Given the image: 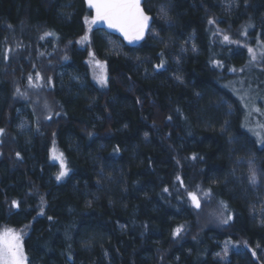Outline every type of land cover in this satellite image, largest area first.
<instances>
[{"label":"trees","instance_id":"trees-1","mask_svg":"<svg viewBox=\"0 0 264 264\" xmlns=\"http://www.w3.org/2000/svg\"><path fill=\"white\" fill-rule=\"evenodd\" d=\"M142 8L128 45L87 32L85 0H0V229L23 231L26 264H264V148L224 84L247 83L235 38H264V0Z\"/></svg>","mask_w":264,"mask_h":264},{"label":"snow or ice","instance_id":"snow-or-ice-1","mask_svg":"<svg viewBox=\"0 0 264 264\" xmlns=\"http://www.w3.org/2000/svg\"><path fill=\"white\" fill-rule=\"evenodd\" d=\"M87 2L89 7L95 10V16L91 20L86 17L85 23L95 24L97 22L103 21L108 25L109 28H114L120 31L124 35L125 39H127L130 43L144 38V34L149 28L150 17L145 14L143 8L141 7V0H87ZM209 23H214V21L209 20ZM249 27H251V25H249ZM243 34L246 35L247 33L245 32ZM54 35V33H45L44 36L41 37V39H44V37L46 36ZM86 38L87 37H85V39ZM224 40L230 41V37L225 35ZM81 42H83V40ZM247 51L250 57L249 64H251L258 59V52L252 47H248ZM90 55L93 54L90 53ZM259 58L264 59V42H261L260 44ZM96 63L100 65L99 61H97ZM163 66L164 62L161 61V64L157 67L162 68ZM232 71H236V69H232ZM37 79H40L39 73H37ZM95 79L102 86L107 84L106 73H101L100 75L96 76ZM28 80L29 84L31 85L33 77L30 75L28 77ZM17 91L19 92V89H17ZM241 99H243V97ZM255 110L259 111V109ZM169 119H171V117H169ZM3 132L4 130L0 129V134H3ZM262 142H264V138H262ZM17 155L19 156V154ZM60 167L61 171L57 175V180L67 175V168L62 158ZM251 180L253 183L255 182L254 172L252 174ZM164 191L167 192L168 189H164ZM198 192L199 186H197L196 191H189L187 193L188 198L191 200L192 205L196 209H200L201 207V200ZM203 195L205 197H210V190L204 192ZM12 205L14 207H19V202L14 200L12 202ZM220 207L222 211L218 219L221 223L227 224L232 219V217L231 215H228L227 217L224 216V212L227 211V205H225L223 201L220 202ZM182 231L183 226L177 227L174 230L173 235L178 236ZM21 240V234L17 233L14 229H4L3 232H0V264H26L27 257L22 251ZM227 253L228 248L225 247V257L227 256ZM217 255L219 256L220 254L217 253Z\"/></svg>","mask_w":264,"mask_h":264},{"label":"bare ground","instance_id":"bare-ground-1","mask_svg":"<svg viewBox=\"0 0 264 264\" xmlns=\"http://www.w3.org/2000/svg\"><path fill=\"white\" fill-rule=\"evenodd\" d=\"M241 36L240 37L237 36L235 38L236 41H238L239 43H242V44L253 43L252 45H250V47H252L253 49H256L257 52L260 48L261 42H264V38L260 39V38H251V37H243V36L241 37ZM223 49L226 52L227 56L230 55V52L227 51L228 47L226 45L223 46ZM235 51L237 54L244 53V50H242L240 48L236 49ZM232 73L233 72L228 71L229 75H232ZM245 73L248 74V81H247V83L240 84L239 86L248 92L249 100L246 97H244L246 101L243 99V101H245V103H246V107H244L242 101L238 99L240 101L242 107H243V110H244V117H245L244 122L246 121V118L251 119V120L252 119L257 120V121H258V119L262 120L264 118V85L253 83L254 77L259 76L261 74V70H259V68L254 69L253 67H246ZM228 74L223 73V75H225V77H229ZM258 98H259V100H258ZM255 109H259V111H256ZM246 122H247V124H249L248 121H246ZM257 146L261 149L264 148V147H260L258 145V143H257ZM253 155H254L253 156L254 159H258L256 152L253 153Z\"/></svg>","mask_w":264,"mask_h":264},{"label":"rangeland","instance_id":"rangeland-1","mask_svg":"<svg viewBox=\"0 0 264 264\" xmlns=\"http://www.w3.org/2000/svg\"><path fill=\"white\" fill-rule=\"evenodd\" d=\"M93 17H94L93 13L87 16V18L89 20H91ZM93 26H95V24H87V32H90L91 29L93 28ZM258 58H259V53H258ZM238 83L239 82L236 78H232L231 80H226L224 82L225 87H227L239 100H241L244 107H246V103H245L246 100L244 97H246L249 100L248 92L245 91V89H243L242 87H240L239 86L240 84H238ZM242 97L245 101H243V99H241ZM258 100H259V98H258ZM246 121H248L249 124H247ZM246 121L244 122V128L248 131V133L251 136H253V138L257 141V143L260 147H264V142H262V138H264V118L262 120L258 119V121L246 118ZM4 229H12V228H3V229H0V232H3ZM14 230L17 233L21 234V236H22L21 244H22V242H23V235H22L23 233L22 232L23 231H17L16 229H14ZM225 247L228 248L227 255H229L233 251L239 250V247L234 242H232L231 240H225L222 243L223 251H224ZM22 251L24 252L23 246H22Z\"/></svg>","mask_w":264,"mask_h":264},{"label":"flooded vegetation","instance_id":"flooded-vegetation-1","mask_svg":"<svg viewBox=\"0 0 264 264\" xmlns=\"http://www.w3.org/2000/svg\"><path fill=\"white\" fill-rule=\"evenodd\" d=\"M249 60H250V57H248V61L245 62V64L242 67V70L240 71L242 80H244V82L248 81V74L245 73L246 67H253L254 69L259 68V70H261V74L257 77H254L253 83L264 85V59L258 58L255 62L251 64H249Z\"/></svg>","mask_w":264,"mask_h":264},{"label":"water","instance_id":"water-1","mask_svg":"<svg viewBox=\"0 0 264 264\" xmlns=\"http://www.w3.org/2000/svg\"><path fill=\"white\" fill-rule=\"evenodd\" d=\"M85 1H86L87 5H88L87 0H85ZM142 1H143V0H141V4H142ZM88 6H89V5H88ZM141 7H142V6H141ZM92 10L94 11V16H95V10H94V9H92ZM143 10H144V9H143ZM144 12H145V11H144ZM145 14L148 15V16L150 17V20H149V27H150V24H151V21H152V16H151L150 14L146 13V12H145ZM95 25H96L98 28L104 29V30H106V31H108V32H110V33H113V34H115V35L120 36V37L124 40V42H125L126 44H128V45H135V44H138V43L144 41V40L146 39V36H147L148 30H149V28H148V30H147V31L145 32V34H144V38H143V39L138 40V41H133V42L130 43L127 39H125L124 35H123L120 31H118V30H116V29H114V28H109L108 25H107L105 22L100 21V22L95 23Z\"/></svg>","mask_w":264,"mask_h":264}]
</instances>
